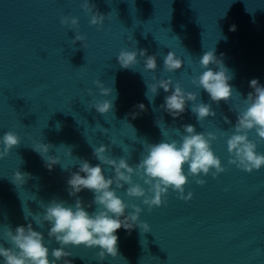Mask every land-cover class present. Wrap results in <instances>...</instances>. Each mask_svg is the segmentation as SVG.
<instances>
[{
    "label": "water",
    "instance_id": "1",
    "mask_svg": "<svg viewBox=\"0 0 264 264\" xmlns=\"http://www.w3.org/2000/svg\"><path fill=\"white\" fill-rule=\"evenodd\" d=\"M254 78L264 86V72L234 75L229 82L234 89L231 99L219 104L192 83L181 84L186 91L198 93V102L211 104L216 112L215 117L200 123L191 112V102L175 119L161 109L164 97L171 93V90L165 93L163 89H159L152 103L143 91L0 113V136L11 130L21 138L19 147L0 160V230L8 226L14 231L17 226L26 227L31 223L34 230L43 233L50 251L60 247L54 238H48V223L38 226L35 220H42L44 210L52 200L64 201L67 205L75 203L76 197L68 194L67 180L79 170L80 160H88L92 166L100 163L93 156V147L107 145L110 148L108 155L124 156L134 166L146 154V143L179 141L184 134L182 125L192 124L197 133L218 135L219 138L212 142V149L227 171L215 179L201 174L200 178L206 180L203 186L189 176L184 194L192 192L191 200L179 199L178 194L169 189L165 203L152 211L143 205L142 199L129 198L125 185V189L117 190V194L125 203L143 209L140 221L147 222L151 231L142 232L138 225L131 230H117L116 258L108 256L104 261H98L95 257L99 248L68 246L65 250L72 255L67 259L71 264H264V167L247 173L229 165L226 143L237 119L236 112L246 108L244 99L253 91L249 81ZM105 99L113 101L112 112L101 115L91 109L92 103ZM141 103L145 105L143 111L137 107ZM225 116L231 124L224 122ZM222 132L227 135H221ZM248 135L252 140L258 139L254 130ZM40 141L53 145L48 155L60 158V163L51 171L32 148ZM257 150L264 153V141L258 142ZM101 166L106 176L114 175L111 168ZM17 170L31 174V178L19 187L12 183ZM184 171L187 174V165ZM133 179L147 187L138 177ZM78 196L86 211L91 214L96 210V205L91 204V191L85 189ZM131 211L129 207L125 215ZM0 264H3L2 258Z\"/></svg>",
    "mask_w": 264,
    "mask_h": 264
},
{
    "label": "clouds",
    "instance_id": "2",
    "mask_svg": "<svg viewBox=\"0 0 264 264\" xmlns=\"http://www.w3.org/2000/svg\"><path fill=\"white\" fill-rule=\"evenodd\" d=\"M81 6L91 14L90 25H103L106 16L99 11H94L95 5L90 3V0H84ZM60 23L70 29H78L79 26L78 18L71 16H62ZM230 30L234 31L235 26H232ZM77 41L82 42V47L86 49V37L78 31L75 33L72 44L75 45ZM138 56L144 58L146 71H156V55H147L146 49H122L117 60L122 69H133V66L138 63ZM183 63V60L173 51H169L163 58L164 71L169 73L180 70ZM199 64L204 70L200 75L193 76L191 83L207 92L211 101L216 104L222 100L225 102L230 100L234 89L229 82L233 79V74L224 65L223 60L215 55V49L206 51L199 59ZM211 65H215L218 70H214L210 67ZM153 79L156 82L146 84L145 95L152 103L159 89H163L165 93L171 90V93L164 97V103L160 105V108L173 119L185 112L189 102H191V112L195 114L199 123L208 117L216 116L211 104L198 102V93L186 91L171 77L158 80L153 77ZM94 84L100 90V95L107 97L113 94L114 89L105 87L99 79L94 81ZM249 87L253 91L249 92L244 99L246 108L236 112L237 119L226 143L230 155L228 164L252 173L264 167V153L257 150L258 142L264 141V86H261L259 80L254 78L249 81ZM88 92L92 95L91 89ZM137 107L141 111L145 110V105L142 103ZM92 108L99 114L105 115L112 112L114 104L112 100L105 99L92 103ZM224 122L232 123L227 116L224 117ZM157 124L159 125L158 121ZM182 127L184 134L179 141L172 139L155 144L146 143V154H143L134 166L130 165L128 158L124 156L114 158L108 155L110 148L107 145L93 147V156L100 163L92 166L88 160H80L79 170L73 172L67 180L68 194L76 197L75 203L67 205L64 201L52 200L44 210L42 220H35L38 226L48 223L50 226L48 238H54L60 247L50 251L44 242L43 233L34 230L31 223L26 227L17 226L14 231L11 227L4 226L0 230V258L3 259V264H58L59 261H63V264H71L67 257L72 253L65 250L68 246L99 248L95 257L98 261H104L108 256L116 258L118 256L117 230L121 228L131 230L138 225L142 232L151 231L147 222L140 221L143 209L136 204L125 203L117 194V190L125 189L127 185L126 195L129 198L142 199L143 205L152 211L154 207H160L165 203L169 189L176 192L179 199L191 200L192 192L184 194L185 186L189 183V176L196 184L203 186L206 180L200 178L201 174L211 175L215 179L227 171L212 149V142L219 138L216 133H197L192 124H185ZM253 130L257 140L249 138L248 133ZM221 135H227V133L222 132ZM20 143L21 138L16 132L11 130L4 132L0 136V160L7 157L13 148L19 147ZM111 143L115 144V141ZM52 147L53 145L41 141L32 147L45 160V166L49 171L60 163L58 156L48 155ZM69 155H71V149ZM101 165L111 168L114 175L106 176ZM185 165L188 166L187 174L184 171ZM134 176L142 180L143 185L147 187L135 182ZM30 178V173L17 170L13 174L12 183L19 187ZM85 189L93 193L91 204L96 205V210L91 214L85 210L78 196V193ZM91 204L88 206L91 207ZM129 207L132 211L125 215Z\"/></svg>",
    "mask_w": 264,
    "mask_h": 264
}]
</instances>
